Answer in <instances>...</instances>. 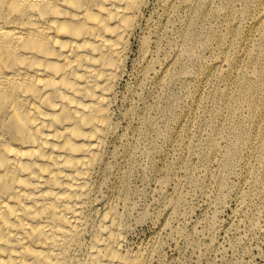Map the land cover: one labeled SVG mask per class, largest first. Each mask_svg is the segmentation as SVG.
<instances>
[{
    "label": "bare ground",
    "instance_id": "bare-ground-1",
    "mask_svg": "<svg viewBox=\"0 0 264 264\" xmlns=\"http://www.w3.org/2000/svg\"><path fill=\"white\" fill-rule=\"evenodd\" d=\"M148 1L0 0V264H155L159 260L158 238L139 245L129 239L133 233L129 219L138 208L137 193L130 184L132 158L149 159L153 140L135 130L131 142L123 144L129 146L125 151L114 147L121 125L114 111L118 89L127 75L132 40ZM255 1L253 29L244 40L238 39V25L249 11L248 0H236L229 7L223 33L213 27L212 33L206 32L205 22L193 31L189 20L186 31L165 46L175 56L172 60H163L164 31L147 26L148 36H139L140 82L161 74L167 63L166 67L177 71L165 76L164 86L186 82L189 93V73L195 63L202 64L203 40L217 43L219 56L206 66L213 71L202 73V89L188 127L177 135L187 138L182 137L187 141L182 143L186 154L216 160L223 173L232 169L248 138L241 109L250 107L264 91L263 78L255 77L258 70L244 67L248 59L253 67L260 66L258 54H264V0ZM185 2V8L191 9L192 1ZM205 10L213 13L210 6ZM174 14L172 7L167 16ZM254 43L260 52L255 55ZM214 80L228 81L230 93L216 88ZM169 107L161 109L164 116ZM134 110L132 104L123 116L132 118ZM151 110L160 108L155 105ZM142 125L156 137L164 135L163 128L154 127L147 116ZM207 130L210 134L203 144L209 150L202 154L201 132ZM249 144L255 165L264 168V119ZM124 157L125 167H118L109 181L110 161ZM188 160L182 156L178 170H184L183 178L192 184L188 172L193 167ZM247 167V184L252 189L257 185V170L251 162ZM219 175L211 178L218 187L224 180ZM180 184L173 190L177 199L167 205L173 210L184 202ZM163 186L164 181H159L161 190ZM248 199V193L242 192L241 204ZM133 219L140 223L145 215L139 212Z\"/></svg>",
    "mask_w": 264,
    "mask_h": 264
},
{
    "label": "rangeland",
    "instance_id": "rangeland-1",
    "mask_svg": "<svg viewBox=\"0 0 264 264\" xmlns=\"http://www.w3.org/2000/svg\"><path fill=\"white\" fill-rule=\"evenodd\" d=\"M190 1H192L191 9L185 8V0L148 1L144 9L143 22L141 21L140 28H138L132 40V51L129 56V63H127L126 78L124 77L118 89L119 96L116 104L118 106L114 107V111L117 120L119 119L120 121H118L121 122L119 125H121L119 131L120 138L115 141V149L125 151L129 146L128 144L125 146L123 144L126 140L129 143L131 142L133 135L136 133L135 130L149 134L154 145L153 153L149 159L144 160L139 155L132 158L133 165L130 171V184L137 193V198H134V202L136 206L138 205V208L136 209V213L133 214V217L129 219L132 225L131 231H133V233L130 232L131 236L129 235V239H131L132 243L135 242V245H139L142 243L147 244L151 239L158 238L161 258L159 257L158 261L160 262L157 261L155 264H264V194L262 193L264 191V168L261 169L255 165L253 157L250 155L252 150L249 144V141L254 138L259 128L261 120L264 119V91L259 92L260 94L258 93L257 97L252 100V103L250 102V107L243 106V110L241 109V114L243 115H241L242 118L240 119L243 120L242 122H248L247 124L244 123L245 129L247 128L246 137L248 138L246 140L244 139L241 153L237 161L235 160L233 162L232 169L229 172L223 173L218 168L216 160L209 159L210 161H203L194 155L192 156V154H186L182 149V143L185 144L187 138L182 133L179 136L177 135L180 133L179 130H184L188 127L194 102L198 98L197 92L202 89H200L202 73L213 71L211 67L207 69L206 66H209L211 61L219 56L217 43L210 38L203 40L206 47L199 53L202 64L195 63L194 69L191 71L192 73H189L188 84L191 86L190 93L185 89L186 82L172 81L164 86L165 76L170 75L174 71L172 68L166 67L167 63H164L161 74L158 76L151 74L150 79L145 84L140 82L139 75L142 70V65L139 63V36L143 33H145V36H148L146 33L147 26L165 32L163 39V60L164 57L172 60L175 59V56L172 52H168L165 46L173 43L177 37H180L186 31L184 25L189 20L192 21L191 29L193 31H199V28H201L200 23L205 22V28L208 29L206 32L209 33L211 30L210 33H212L213 28H215L223 33L226 27H228L225 24L229 7L236 0ZM255 5V0H248L246 6H249V11L245 13V16L238 25V39L242 38L244 40L253 29L252 24L255 17L253 8ZM208 6L212 8L213 13L205 10ZM172 7L175 9V14L169 20L171 17H168L167 13ZM237 8H239V5ZM198 9H200V12H198ZM218 11H220L221 15L214 14ZM151 39L152 41L154 40L152 37ZM256 43L258 44L259 42ZM256 43H254V48L257 46L255 45ZM257 48L258 46L254 49V55L260 53ZM235 54H237V51ZM263 57L264 54H258V63L260 66L255 65L256 67L254 66V68L253 65H250L252 63L248 59L249 61H245L244 67L248 71H254L253 69L255 71L258 70L255 77L261 75L260 77L261 79L263 78L264 84ZM226 68V66L223 67L224 70ZM158 69L156 67V70ZM261 70L263 73H261ZM176 71L174 72L176 73ZM259 72L260 74H258ZM226 83L229 82L212 81V84L216 88L230 93L231 87L229 84L227 86ZM124 97H126L127 101H125ZM256 101L257 104L251 107L253 102L256 103ZM132 104L135 106V110L132 112L134 114L130 119L125 118L123 115L126 109H131ZM155 105L160 108V111L151 110ZM167 105L168 107L171 106L169 107L171 109L169 110V114L167 113L164 116L161 109H165ZM245 109H247V112H245ZM252 109L254 111L256 110V112ZM146 116L153 121L154 127L163 128L164 135L156 137L151 133L149 128L142 125V121ZM247 118L250 119L248 120ZM205 133L201 132L202 144L200 143V146L202 150L200 153L203 151L202 154H207L209 150V146L206 143L203 144V141L210 132L207 130ZM174 137L179 142L175 141ZM183 152L184 154H182ZM182 156H185L186 160L189 159L188 164L193 167L188 172V177H192L194 181L192 184L186 183V178H183L184 170H178ZM126 160L127 157L110 161L113 170L111 175H108L109 181H113L118 167L120 169L121 166L125 167ZM250 162L257 170V185L255 188H252L253 190L247 184V166ZM209 164L211 165L209 166ZM144 166L147 168L146 171L142 170ZM153 166L157 168L156 172L151 170ZM218 175L224 179L223 184L219 187L215 186L213 181ZM159 181H164L163 191L159 187ZM182 182H184L183 185L180 184ZM176 184L181 185V194L183 196L185 195L183 204L185 206L188 204V207L182 204L178 209L173 210L167 205L177 199L173 191L176 188ZM189 185L191 187H188ZM258 189L261 190L258 191ZM186 191L190 192L187 193ZM242 192H246L249 195L248 203L245 205H242L239 200ZM247 205L248 207L246 208ZM139 212L145 215V220L140 223L133 219Z\"/></svg>",
    "mask_w": 264,
    "mask_h": 264
},
{
    "label": "snow or ice",
    "instance_id": "snow-or-ice-1",
    "mask_svg": "<svg viewBox=\"0 0 264 264\" xmlns=\"http://www.w3.org/2000/svg\"><path fill=\"white\" fill-rule=\"evenodd\" d=\"M262 6H264V5H262Z\"/></svg>",
    "mask_w": 264,
    "mask_h": 264
}]
</instances>
